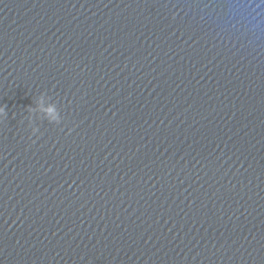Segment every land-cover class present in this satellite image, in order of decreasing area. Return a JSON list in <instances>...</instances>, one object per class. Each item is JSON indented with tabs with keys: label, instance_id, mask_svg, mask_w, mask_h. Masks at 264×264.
Listing matches in <instances>:
<instances>
[{
	"label": "water",
	"instance_id": "1",
	"mask_svg": "<svg viewBox=\"0 0 264 264\" xmlns=\"http://www.w3.org/2000/svg\"><path fill=\"white\" fill-rule=\"evenodd\" d=\"M0 109V264H264V0H0Z\"/></svg>",
	"mask_w": 264,
	"mask_h": 264
},
{
	"label": "clouds",
	"instance_id": "2",
	"mask_svg": "<svg viewBox=\"0 0 264 264\" xmlns=\"http://www.w3.org/2000/svg\"><path fill=\"white\" fill-rule=\"evenodd\" d=\"M47 111L51 112V111H52V109H51V108H49V109H47ZM0 114H3V110H2V109H0Z\"/></svg>",
	"mask_w": 264,
	"mask_h": 264
}]
</instances>
